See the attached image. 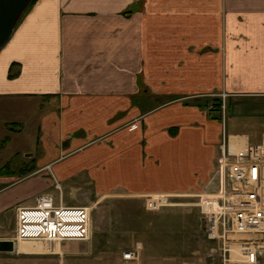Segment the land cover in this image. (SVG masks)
Segmentation results:
<instances>
[{
	"label": "crops",
	"instance_id": "obj_1",
	"mask_svg": "<svg viewBox=\"0 0 264 264\" xmlns=\"http://www.w3.org/2000/svg\"><path fill=\"white\" fill-rule=\"evenodd\" d=\"M218 94L264 110V0H36L0 50V100L52 99L39 130L55 139L36 171L0 178V215L15 222L80 174L133 196L201 194L225 131L207 112ZM244 115L229 135L260 143L264 111Z\"/></svg>",
	"mask_w": 264,
	"mask_h": 264
},
{
	"label": "rangeland",
	"instance_id": "obj_2",
	"mask_svg": "<svg viewBox=\"0 0 264 264\" xmlns=\"http://www.w3.org/2000/svg\"><path fill=\"white\" fill-rule=\"evenodd\" d=\"M219 100L222 101L220 108L217 105ZM236 102L241 101L220 94L209 100L212 108L207 111L209 117H219L222 127L224 116L227 134L242 131L244 114L248 116L249 125L254 122L250 113L255 109L264 111L262 106L254 107L255 103L250 99L243 100L239 108ZM54 103L52 99L28 97L0 100V167L8 163L14 172L4 184L13 183L39 168L37 164L44 155V148L55 139L47 129L39 130L43 116L57 109L58 104ZM237 110L244 114L237 113ZM31 168H35L34 171L26 172ZM168 171L164 169V172ZM153 174L158 175L155 168ZM155 177L153 180L159 179ZM122 181L130 183V179ZM66 183L62 181L61 186L67 204H84L93 208L91 239L49 244L53 248L58 245L61 253L1 252L0 264H222L218 254L211 255L214 244L208 240L203 228L200 209L196 205L198 194L133 196L119 190L109 192L103 190V184L86 174ZM50 192L56 200L59 199V190L52 187ZM157 197L159 199H155ZM148 200H157V205H161L153 208ZM11 212L0 215V230L8 235H13L15 230ZM128 250H138V259L124 260L123 254ZM260 264H264V260Z\"/></svg>",
	"mask_w": 264,
	"mask_h": 264
},
{
	"label": "built area",
	"instance_id": "obj_3",
	"mask_svg": "<svg viewBox=\"0 0 264 264\" xmlns=\"http://www.w3.org/2000/svg\"><path fill=\"white\" fill-rule=\"evenodd\" d=\"M56 187L58 200L52 193L43 192L33 205L16 207L12 236L16 244L26 241L61 245L91 239L93 208L67 204L59 183ZM196 205L205 220L206 236L214 244L212 256L218 254L222 264H260L264 260V139L251 143L241 135L224 131L215 170L204 191L198 194ZM138 257V250L123 254L126 261Z\"/></svg>",
	"mask_w": 264,
	"mask_h": 264
},
{
	"label": "water",
	"instance_id": "obj_4",
	"mask_svg": "<svg viewBox=\"0 0 264 264\" xmlns=\"http://www.w3.org/2000/svg\"><path fill=\"white\" fill-rule=\"evenodd\" d=\"M31 0H0V50L9 41L15 25ZM203 228L205 220L202 219ZM13 239L0 240V252H14L16 250Z\"/></svg>",
	"mask_w": 264,
	"mask_h": 264
},
{
	"label": "bare ground",
	"instance_id": "obj_5",
	"mask_svg": "<svg viewBox=\"0 0 264 264\" xmlns=\"http://www.w3.org/2000/svg\"><path fill=\"white\" fill-rule=\"evenodd\" d=\"M156 200H150V206L157 205ZM26 241H19L16 244V251L21 254H46V253H61V248L57 245L55 248L51 247L49 244H41L39 242L25 243Z\"/></svg>",
	"mask_w": 264,
	"mask_h": 264
},
{
	"label": "trees",
	"instance_id": "obj_6",
	"mask_svg": "<svg viewBox=\"0 0 264 264\" xmlns=\"http://www.w3.org/2000/svg\"><path fill=\"white\" fill-rule=\"evenodd\" d=\"M36 2V0H31V2H30V4H29V6L27 7V9L30 7V6H32L34 3ZM26 9V10H27ZM11 71H12V68H11ZM10 76L12 77V76H15V74H12V72H10ZM218 106H219V108L221 107V105H222V101L221 100H219V102H218V104H217ZM217 117V116H216ZM217 118H219V117H217ZM34 169L35 168H31L29 171H26V172H32V171H34ZM26 172H24V173H26ZM13 171H12V169L10 168V164H8V163H6V164H4L3 166H1L0 167V178H2V179H6L7 180V178H11V177H9V175H13Z\"/></svg>",
	"mask_w": 264,
	"mask_h": 264
}]
</instances>
